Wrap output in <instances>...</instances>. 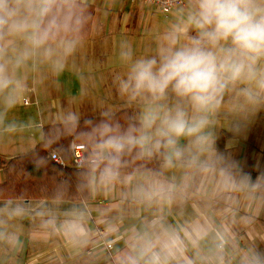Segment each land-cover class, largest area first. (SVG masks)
Wrapping results in <instances>:
<instances>
[{"label":"clouds","instance_id":"1","mask_svg":"<svg viewBox=\"0 0 264 264\" xmlns=\"http://www.w3.org/2000/svg\"><path fill=\"white\" fill-rule=\"evenodd\" d=\"M89 0H0V125L15 132L24 125L5 124L29 92V76L47 69L62 73L69 58L85 42ZM160 38L152 55L137 56L122 41L119 62L125 71L114 83L121 97L139 105L135 121L126 127L110 118L95 123L92 144L93 183L103 187L120 182L124 156L163 158L165 169L197 168L205 175L219 172L225 189L234 188L216 157L213 131L217 115L232 110L254 112L264 106V0H187ZM72 122L75 117L69 114ZM182 141H186L183 144ZM98 173V175H97ZM135 174L125 177L131 184ZM134 195L141 202L171 204L178 186L145 173ZM264 177H258L259 184ZM250 182L247 175L242 183ZM7 207L0 214H23ZM84 213L65 225L74 242L86 243ZM2 223V222H0ZM208 233L196 223L191 231L161 227L135 237L133 254L124 264H172L187 246ZM0 232V239H5ZM241 264H264V255L244 253Z\"/></svg>","mask_w":264,"mask_h":264},{"label":"crops","instance_id":"2","mask_svg":"<svg viewBox=\"0 0 264 264\" xmlns=\"http://www.w3.org/2000/svg\"><path fill=\"white\" fill-rule=\"evenodd\" d=\"M89 3L95 6L91 34L68 60L71 66L64 71L59 106L51 99L44 116L52 120L79 112L84 119L96 117L92 113L103 116L129 108L136 118L139 105L121 97L114 83L125 71L119 62L120 44L130 42L137 56L155 54L160 38L187 0L170 13L141 1ZM225 104L228 106L216 117L217 155L210 163L227 169L234 188L223 187L219 172L205 175L197 168L165 169L162 159L157 171L132 173L137 179L131 184L125 180L130 174H122L120 182L110 187L92 182L88 200L0 199V210H24L11 218L0 214V232L6 237L0 239V264H124L133 254L138 234L154 227L157 231L161 227L191 231L196 223L207 227L206 237L189 244L172 264H241L244 253L264 255V180L256 183L264 176L262 141L242 151L239 111L232 110L228 96ZM145 173L159 174L162 181L178 186L173 203L149 205L135 197L134 189ZM246 175L250 182L242 183ZM81 212L86 243L74 242L65 229Z\"/></svg>","mask_w":264,"mask_h":264},{"label":"trees","instance_id":"3","mask_svg":"<svg viewBox=\"0 0 264 264\" xmlns=\"http://www.w3.org/2000/svg\"><path fill=\"white\" fill-rule=\"evenodd\" d=\"M89 19L85 26V38L91 34L95 6L88 4ZM110 118L123 126L135 121L129 108L110 115L64 121L43 127L42 140L27 152L10 158L0 156V199H57L88 200L91 197L93 176L92 144L89 133L101 119ZM85 144V161L80 167L74 165L72 143ZM57 152L64 164L56 162L52 153ZM162 157L137 158L133 152L124 156L125 166L121 174L157 171Z\"/></svg>","mask_w":264,"mask_h":264},{"label":"rangeland","instance_id":"4","mask_svg":"<svg viewBox=\"0 0 264 264\" xmlns=\"http://www.w3.org/2000/svg\"><path fill=\"white\" fill-rule=\"evenodd\" d=\"M70 66L67 65L66 67L69 68ZM64 71L53 74L47 69H42L38 75L29 76L30 90L25 96L29 102L25 104L24 98L17 108L8 113L7 120L4 122L5 124L15 122L18 125H24V127L18 128L15 132H7L4 130V126L0 125V156L3 159L32 149L42 140L44 125L70 121L68 117L62 116L50 120L44 116L46 111L43 113L44 109L49 107L51 99L57 100L55 105L59 106L58 98L64 83ZM92 114L98 116L97 113ZM74 117L75 120L83 118L79 112L74 113ZM258 120L261 124L257 123ZM239 125L243 141L242 151H249L251 143L255 144L260 141H262L264 149V106L254 112L239 111ZM0 176L1 178L4 177L2 171H0Z\"/></svg>","mask_w":264,"mask_h":264},{"label":"built area","instance_id":"5","mask_svg":"<svg viewBox=\"0 0 264 264\" xmlns=\"http://www.w3.org/2000/svg\"><path fill=\"white\" fill-rule=\"evenodd\" d=\"M131 1H141L147 5L158 8L163 13H170L174 9H177L178 7L184 5L186 2V0H131ZM28 102H29V99L25 98L24 103L26 104ZM72 152H73L74 165L76 167H80L85 161V156H86L85 144L73 142ZM52 158L56 162L60 164H64L62 157L57 152L52 153ZM108 247L111 248L112 245L109 244ZM209 264H215V263H209Z\"/></svg>","mask_w":264,"mask_h":264}]
</instances>
